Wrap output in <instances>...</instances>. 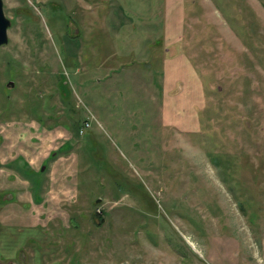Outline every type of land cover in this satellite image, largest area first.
Segmentation results:
<instances>
[{
	"label": "rangeland",
	"instance_id": "374dc122",
	"mask_svg": "<svg viewBox=\"0 0 264 264\" xmlns=\"http://www.w3.org/2000/svg\"><path fill=\"white\" fill-rule=\"evenodd\" d=\"M3 11L0 264H264V0Z\"/></svg>",
	"mask_w": 264,
	"mask_h": 264
},
{
	"label": "water",
	"instance_id": "95a60500",
	"mask_svg": "<svg viewBox=\"0 0 264 264\" xmlns=\"http://www.w3.org/2000/svg\"><path fill=\"white\" fill-rule=\"evenodd\" d=\"M10 25V21L4 15L3 0H0V47L5 46L8 43L7 30ZM9 85L12 86V83L9 82Z\"/></svg>",
	"mask_w": 264,
	"mask_h": 264
}]
</instances>
